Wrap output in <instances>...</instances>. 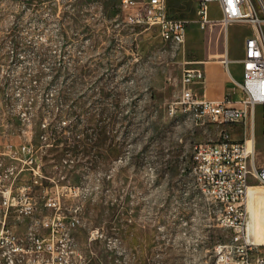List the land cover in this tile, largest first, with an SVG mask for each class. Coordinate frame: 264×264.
Listing matches in <instances>:
<instances>
[{
  "label": "rangeland",
  "instance_id": "rangeland-1",
  "mask_svg": "<svg viewBox=\"0 0 264 264\" xmlns=\"http://www.w3.org/2000/svg\"><path fill=\"white\" fill-rule=\"evenodd\" d=\"M197 2L167 0L187 22L177 46L129 23L120 0H0V152L11 145L17 157L32 144L42 177L34 184L25 171L19 183L31 185L36 219L55 214L47 198L59 200L83 264H213L214 246L231 236L192 174L194 146L220 140L224 127L168 108L185 68L233 56L251 27L226 32L216 6L201 29ZM180 5L184 14L171 13ZM256 133L261 167L259 119ZM249 185L251 230L264 244V185ZM13 216L8 225L23 234L29 221Z\"/></svg>",
  "mask_w": 264,
  "mask_h": 264
},
{
  "label": "built area",
  "instance_id": "built-area-1",
  "mask_svg": "<svg viewBox=\"0 0 264 264\" xmlns=\"http://www.w3.org/2000/svg\"><path fill=\"white\" fill-rule=\"evenodd\" d=\"M258 3L260 9L253 0H198L197 23L201 29L213 24L214 4L222 14L224 29L239 23L251 27L252 34L244 47L243 80L239 84L243 98L239 101L226 98L222 102L200 99L194 85L204 82V70L188 67L183 71L181 93L168 108L170 116L184 112L217 125L242 124L251 132L248 139L238 142L223 131L220 140L199 143L193 148L192 174L196 187L205 190L220 207L218 225L231 231L229 240L214 246L213 264H264V257L254 256L264 244L257 243L252 233L249 200L250 178L264 185V166L258 167L255 161L258 110L264 132V1ZM120 6L129 23L157 27L163 40L177 46L185 44L187 22L168 14L167 0H120ZM0 156L22 163L21 167L10 166L0 171V264H83L70 234L71 222L64 221L59 213V200L47 198L45 207L55 214L36 219L31 185L19 183L25 171L30 172L34 184L42 177L32 144L22 146L17 157L11 145H6ZM11 214L17 220L29 221L23 234L8 225ZM40 229L45 233L41 234Z\"/></svg>",
  "mask_w": 264,
  "mask_h": 264
},
{
  "label": "crops",
  "instance_id": "crops-1",
  "mask_svg": "<svg viewBox=\"0 0 264 264\" xmlns=\"http://www.w3.org/2000/svg\"><path fill=\"white\" fill-rule=\"evenodd\" d=\"M184 6V5H183ZM172 7L171 13L175 14H184L182 12V7ZM217 5L212 6L211 18H213V13L215 7ZM198 7V2H197ZM168 14H170L167 4ZM231 26V25H230ZM229 26V27H230ZM229 27L226 30L228 31ZM252 34V30L250 31ZM246 36L242 48L234 53L229 55L228 51L226 52V56L223 60H214L210 62H205L203 64L202 69L205 73L204 82L201 84L194 85V91L198 95L200 99L214 101V102H222L226 98H231L234 101H239L243 98V91L241 90L239 84L243 80V59H244V47L246 39L251 35ZM227 60V63L224 61ZM259 119L261 125V140L264 142V132L261 120V114L259 110L256 115V123ZM224 127L223 131L230 134L231 139L236 141V137L239 135L244 136L243 139H248L251 135L250 129L242 124H231V125H221ZM255 137L257 138L256 128H255ZM25 223V221H22ZM27 223V221H26Z\"/></svg>",
  "mask_w": 264,
  "mask_h": 264
},
{
  "label": "bare ground",
  "instance_id": "bare-ground-1",
  "mask_svg": "<svg viewBox=\"0 0 264 264\" xmlns=\"http://www.w3.org/2000/svg\"><path fill=\"white\" fill-rule=\"evenodd\" d=\"M262 1V0H261ZM200 192H201V194H203L205 197H209L208 195H207V193L205 192V190H203V189H198ZM250 191V190H249ZM260 244V243H259Z\"/></svg>",
  "mask_w": 264,
  "mask_h": 264
}]
</instances>
